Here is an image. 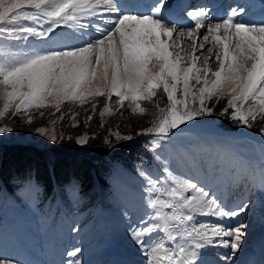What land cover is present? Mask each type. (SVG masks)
<instances>
[{"label":"snow or ice","instance_id":"obj_1","mask_svg":"<svg viewBox=\"0 0 264 264\" xmlns=\"http://www.w3.org/2000/svg\"><path fill=\"white\" fill-rule=\"evenodd\" d=\"M168 7L169 0H154L147 12L132 13L121 6V0H0V40L47 37L61 26L84 29L89 25L81 24L82 18H101L103 25H108H96L99 35L83 45L0 53V118L14 109V116L25 115L26 122L32 123L33 108H54L51 115L55 116L66 102L78 101L82 106L90 97H106L109 102L115 97L121 109L128 101L133 114L144 115L148 108L142 103L148 102L156 108L155 118L137 135L155 137L150 141L153 152L182 125L211 116L213 108L207 102L213 99H226L219 115L229 114L241 125L251 128L253 122L264 121V20H238L246 13L242 5L230 7L215 23L205 7L190 8L186 16L195 22L194 27L178 30L164 19ZM22 20L35 22V26ZM44 23L49 27L41 30ZM201 29L205 31L201 33ZM161 90L167 100L165 107L153 104ZM92 107L94 111L96 105ZM106 113L114 115L108 103L100 116ZM12 131L0 126V135ZM260 131L264 133V127ZM36 132L53 142L58 139L44 127ZM115 135L132 139L121 137L119 131ZM87 140L85 135L77 143L86 144ZM163 173L162 178L140 173L146 182V208L150 211L141 219L142 227L130 231L129 238L138 246L145 264H201L202 250L213 245L214 237L230 238L221 239L219 245L234 255L247 225L238 223L225 229L201 223L197 216L236 217L248 206L241 204L226 211L210 189L180 178L167 165ZM80 252L76 247L67 256ZM224 258H229L227 253ZM0 264L16 262L0 258Z\"/></svg>","mask_w":264,"mask_h":264},{"label":"rangeland","instance_id":"obj_2","mask_svg":"<svg viewBox=\"0 0 264 264\" xmlns=\"http://www.w3.org/2000/svg\"><path fill=\"white\" fill-rule=\"evenodd\" d=\"M134 1L143 2L147 10L154 2L121 0V4L132 13H144L132 6ZM176 2L169 0L172 5ZM249 2L186 0L181 3L182 10L176 17L189 19L186 16L187 10L205 7L215 23L220 20L213 17L215 7V11L228 13L230 7L242 5L248 8ZM249 11L246 10L243 15L250 14L247 13ZM252 17L249 16L246 22H253ZM110 18L114 19L115 16ZM94 19L97 25L108 26L103 25L101 18ZM167 22L175 24L170 20ZM21 23L35 26L32 21L22 20ZM92 23L84 29L71 28L69 33L60 34L61 26L47 37L0 40V53L17 49L61 50L83 45L99 35L96 24ZM81 24L88 25L82 19ZM48 27L44 23L41 30ZM176 27L178 30L185 29L194 27V23ZM204 31L200 30L201 33ZM50 40L59 41V45L51 46ZM184 47L187 48L188 43ZM106 103L114 115L106 113L102 118L100 112ZM154 103L166 106L167 100L162 90L153 98ZM207 103L213 108L211 116L197 117L174 130L170 140L161 141V148L155 152L150 150V141L155 138L153 135H137L155 118L156 108L148 102L142 103V106L148 108L144 115L133 114L128 101L121 109L115 97L111 102L106 97H90L82 106L78 101L66 102L55 116L51 115L56 111L54 108H33L30 110L32 123L26 122L25 115L14 116V109L5 118H0V126L13 129L10 133L0 135V155L5 144H24L42 150H49L53 144L69 140L79 146L85 145L77 143V139L85 135L88 137L87 142L99 138L105 144H111V148L119 144L129 147L135 139L140 140L139 149L130 154L122 153V159L110 163L111 179L105 189H98L95 185L84 194L79 191L76 183H72L63 189H55L56 193L46 195L42 187L30 177L14 191L0 190V258L11 259L16 264H68L70 260H79L80 264H114L115 261L118 264H145L138 246L129 238L130 231L142 227L140 221L150 211L146 208V182L140 173L143 171L154 178H162L163 168L167 165L180 178L196 182L206 190L210 189L226 211L236 210L241 204L248 206L246 212L236 217L197 216V221L201 223L225 229L238 223L247 225L240 248L234 255L229 248L219 245L221 239L230 238L214 237L213 245L202 250L201 264H249L248 256L258 260L256 264H264V185L261 184L264 133L260 131L264 121L257 120L249 128L231 120L229 114L219 115L225 107L226 99L218 102L213 99ZM93 104L96 105L94 111ZM2 106L3 101H0V108ZM40 112L44 113L43 117ZM61 115L64 119L59 118ZM88 116H92V120H87ZM53 120L56 122L52 123ZM74 124L77 126L74 127ZM38 127L47 128L50 134L57 136V141L53 142L47 136L37 133ZM117 131L121 137L130 136L132 139L117 138ZM157 155L160 156L159 160L156 159ZM205 180L209 181L207 186ZM76 247L81 248V252L75 257L67 256V252ZM226 253L228 259L224 258Z\"/></svg>","mask_w":264,"mask_h":264},{"label":"trees","instance_id":"obj_3","mask_svg":"<svg viewBox=\"0 0 264 264\" xmlns=\"http://www.w3.org/2000/svg\"><path fill=\"white\" fill-rule=\"evenodd\" d=\"M136 140V139H135ZM128 146L105 144L99 138L85 145L74 141L53 144L42 150L24 144H5L0 155V190L14 191L30 177L42 187L43 194L56 193L76 183L84 194L94 188L105 189L110 182L109 165L139 149V141Z\"/></svg>","mask_w":264,"mask_h":264},{"label":"bare ground","instance_id":"obj_4","mask_svg":"<svg viewBox=\"0 0 264 264\" xmlns=\"http://www.w3.org/2000/svg\"><path fill=\"white\" fill-rule=\"evenodd\" d=\"M154 1V0H153ZM186 0H177V2L174 4V5H172V4H169V7H168V9H167V11H165L164 12V19L166 20V21H168V20H170V21H173V22H175V24L176 25H178V26H180V28L181 27H183V26H186V25H188V24H190V23H194L195 24V22L194 21H191L190 20V18L189 19H187V18H180V17H176L177 16V12H176V10H179L180 9V7H181V3H184ZM217 1V0H216ZM241 1V0H240ZM249 3H250V5H249ZM248 3V5H249V7L248 8H245L246 10H249L250 9V11L249 12H247V13H250V14H247V15H240V16H238L237 17V19L238 20H243V21H248V17L249 16H255V17H252L251 18V20H253V22H260L261 20H264V0H250V2ZM123 4V3H122ZM122 4H121V6H122ZM132 6H134L135 8L137 7V10L138 11H141V10H143V11H145V12H147L148 10L146 9V7H144L143 6V2L141 3L140 1L138 2L137 1V3L134 1V3H133V5ZM123 7V6H122ZM173 9H175V10H173ZM127 10V9H126ZM182 10V9H181ZM216 10V7H215V9H214V11L213 12H215V14H213V17L214 18H216V19H221V18H223V17H225V15L227 14L226 12H223V11H221V10H218L217 12L215 11ZM128 11V10H127ZM174 12V13H173ZM210 12V11H209ZM95 17H93V18H82V20H83V22H87V24L88 25H90V23L91 22H93V23H97V20L96 19H94ZM113 19V18H112ZM213 21V20H212ZM215 21V20H214ZM92 23V24H93ZM97 25V24H96ZM91 26V25H90ZM62 29H60L59 30V33L61 34V33H63V32H68L69 31V29H71V28H69V27H66V26H62L61 27ZM95 28V27H94ZM187 28V27H186ZM185 28V29H186ZM201 30H203V29H201ZM89 32V31H88ZM69 33V32H68ZM92 34V33H91ZM59 38V37H58ZM61 38V37H60ZM59 38V39H60ZM72 38V37H71ZM65 39V38H64ZM51 41V40H50ZM59 41H51L50 42V45L51 46H58L59 45V43H58ZM64 43H65V41H64ZM67 43V42H66ZM78 43H80V42H78ZM207 46V45H206ZM56 48V47H55ZM208 183H209V181L208 180H205V185L207 186L208 185ZM263 232V231H262ZM223 255V254H222ZM249 257V260H250V263L251 264H256V262L258 261H256L254 258H251V256H248ZM220 258V257H219ZM248 259V258H247ZM249 263V264H250ZM114 264H118L116 261H115V263ZM258 264V263H257Z\"/></svg>","mask_w":264,"mask_h":264}]
</instances>
